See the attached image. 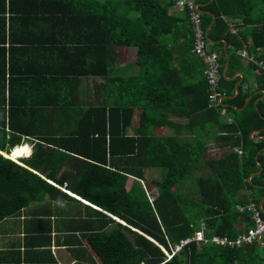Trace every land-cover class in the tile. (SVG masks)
Returning <instances> with one entry per match:
<instances>
[{"label": "trees", "instance_id": "16d2710c", "mask_svg": "<svg viewBox=\"0 0 264 264\" xmlns=\"http://www.w3.org/2000/svg\"><path fill=\"white\" fill-rule=\"evenodd\" d=\"M175 1L125 0V11L116 16L106 15L104 6L99 14L93 13V22L102 27V40L93 46L96 59L88 72L109 75L118 46L136 50L140 69L134 77L114 79L124 91L120 107L88 110L93 119L86 132L79 130L53 142L37 126L22 123L20 118L28 111L8 113L2 88L0 222L49 197L57 204L72 201L88 209V216L72 217L66 227L74 235L81 232V243L87 244L97 264H264L259 241L240 249L192 242L171 258L166 254L193 238L203 222L207 238H236L255 226L251 215L238 207H246L249 196L260 207L264 200V98L254 103L263 94L246 105L250 93L241 86L233 98L235 82L221 74L217 92L224 96V106L211 102L204 69L197 79L194 68L201 59L192 51V25L187 13H173ZM202 3L203 27L210 48L220 54L221 70L227 57L231 68H241V55L231 53L229 46L236 52L247 48L249 55L264 61L255 53L258 47L264 49V0ZM233 24L246 31L233 34ZM222 41L229 44L225 51ZM247 63L258 76V90L264 91V72L253 61ZM137 108L142 110L138 131L128 136ZM213 129L216 137L211 139ZM183 134L191 137L183 139ZM253 134L263 139L254 140ZM24 144L32 147L29 157L14 161L4 156ZM213 144L215 150L210 148ZM154 169L162 177L152 181L155 186L149 193L145 173ZM47 180L61 187L67 183V190L79 198ZM252 192L259 193L257 199ZM261 211L264 220V202Z\"/></svg>", "mask_w": 264, "mask_h": 264}, {"label": "crops", "instance_id": "0c3cea01", "mask_svg": "<svg viewBox=\"0 0 264 264\" xmlns=\"http://www.w3.org/2000/svg\"><path fill=\"white\" fill-rule=\"evenodd\" d=\"M63 2L0 0V91L4 88L6 93V109L8 113L16 109L28 111L25 117L20 118L22 123L37 126L39 133L53 142L64 140L65 135L79 130L86 132L93 119L87 113L91 108L118 109L124 91L114 79L134 77L140 69L136 50L118 46L117 62L109 75L89 73L91 62L96 59L93 46L102 40V27L93 22V13L102 12L104 6L106 15L113 13L111 16H116L118 13L115 14L114 10L118 8L110 6L108 10V0ZM172 11L178 12L174 7ZM234 25L233 34L239 32L242 35V31H246ZM239 39L243 40L241 36ZM247 41L244 46L251 42V38ZM222 43V50L225 51L229 44L226 41ZM229 47L230 52L235 54L246 50L236 52L234 46ZM133 54L135 58L129 59ZM241 63V68H231L230 57H227L222 76L229 81L234 80L233 98L240 94L241 86L245 87L244 93H250L245 98L246 105L250 99L263 94L254 101L256 105L264 98V91L258 90V76L254 71L245 72L247 61L242 58ZM194 68L199 79L204 65L198 60ZM81 70L83 73H80ZM174 80L177 84L180 82ZM31 111L35 114L31 115ZM141 111L139 108L135 110L132 126L127 130L128 136H136ZM171 118L182 124L187 122ZM187 136L181 135L183 139ZM252 138L263 139L261 136L254 137V134ZM24 145L31 147L30 144ZM58 188L61 189V186ZM81 203L91 205L86 201ZM87 213L88 209L72 201L57 204L45 197L31 203L17 215L0 222V264H97L87 244L81 243V232L74 235V231L66 227V221L75 216L85 218ZM239 227L241 229L242 226Z\"/></svg>", "mask_w": 264, "mask_h": 264}, {"label": "built area", "instance_id": "2783aa9c", "mask_svg": "<svg viewBox=\"0 0 264 264\" xmlns=\"http://www.w3.org/2000/svg\"><path fill=\"white\" fill-rule=\"evenodd\" d=\"M202 2L203 0H176L174 4V9L178 12H182L185 14L187 13L189 23L192 25V30L194 32L195 43L192 51L199 56L204 65V76L211 88L210 100L216 106H224L222 104L224 96L217 92L218 84L220 82L222 74L220 54L210 48L209 41L207 39V33L203 27L202 15L204 11L202 10ZM239 54L245 61H253L254 63H256L264 72L263 60H258L256 59V57L249 55L247 49L240 51ZM222 114H224V112H222ZM236 151L238 152L239 156L244 155V152L241 148L237 149ZM47 181L52 186L58 187V184L56 182L52 180ZM66 186L67 183H65L64 187H61V189H63L65 193L77 197L76 195H73L70 191H68L66 189ZM238 209L240 211H246L251 215L252 221L255 223V226L253 228L241 233L234 239H231L227 236L222 237L218 235H214L212 237L207 238L205 235L206 225L202 224L201 230L196 232L193 238L181 241L179 245L175 246L171 255H169L167 251L166 254L169 256V258H171L176 253L180 252V250L184 246H187L192 242L208 245L213 244L222 248L240 249L245 245H250L257 241H260L264 237V220L261 216V207L257 205L253 197L249 196L246 207H238Z\"/></svg>", "mask_w": 264, "mask_h": 264}, {"label": "rangeland", "instance_id": "374dc122", "mask_svg": "<svg viewBox=\"0 0 264 264\" xmlns=\"http://www.w3.org/2000/svg\"><path fill=\"white\" fill-rule=\"evenodd\" d=\"M125 0H111V7H115V8H118L117 10H114V12H115V14H117L118 12L119 13H121V12H123V11H125ZM262 12H263V10H262ZM263 15V14H262ZM261 15V16H262ZM256 16H258V15H256ZM247 49V48H246ZM114 50H117V48L115 47L114 48ZM262 50H263V48H260V47H258V48H256V51H255V53H256V55H258V57L259 58H261L262 57ZM133 53H134V50H131ZM252 51V50H251ZM117 52V51H116ZM127 57V56H126ZM135 58V55L133 54V56H129V59H131V60H133ZM234 67V66H233ZM244 70H245V72H247V70H250L249 68H244ZM96 96H100V95H93V97H96ZM188 137H191V135L190 136H188ZM213 137H216V134H215V130L213 129V130H211V139L213 138ZM192 138H194V136H192ZM210 148L212 149V150H215L214 148H215V145L213 144V146H210ZM217 149V148H216ZM215 153V152H214ZM215 154H217L218 155V153H215ZM221 155H223V154H221ZM221 155H218V157H220ZM241 157V156H240ZM145 176H146V180H145V186L149 189V193H151V191H150V189H152V187H154L155 185L154 184H152V181H160L161 180V177H162V174H161V171L159 170V169H154V170H148L146 173H145ZM148 182H150V183H148ZM154 185V186H153ZM191 186H194V185H191ZM195 187H196V185H195ZM191 190L189 189V188H187V193H189ZM154 193V194H153ZM152 194L153 195H150L151 196V198H152V200L156 197V195H157V191L156 190H154V192H153ZM253 193V196L255 197V199H257L258 198V196H259V193L258 192H252ZM242 228V227H241ZM262 241L264 242V237L262 238ZM262 249H263V246L261 245L260 246ZM262 249H260L259 247L257 248V251H258V253H261L260 251H262ZM264 250V249H263Z\"/></svg>", "mask_w": 264, "mask_h": 264}, {"label": "bare ground", "instance_id": "6f19581e", "mask_svg": "<svg viewBox=\"0 0 264 264\" xmlns=\"http://www.w3.org/2000/svg\"><path fill=\"white\" fill-rule=\"evenodd\" d=\"M32 150L29 145H22L14 148L10 154L3 153L5 157L18 161L21 158H27L30 156ZM66 194V193H65ZM153 240V239H152Z\"/></svg>", "mask_w": 264, "mask_h": 264}, {"label": "clouds", "instance_id": "9594fccd", "mask_svg": "<svg viewBox=\"0 0 264 264\" xmlns=\"http://www.w3.org/2000/svg\"><path fill=\"white\" fill-rule=\"evenodd\" d=\"M13 160V159H12ZM48 182V181H47ZM49 183V182H48ZM55 187V186H54Z\"/></svg>", "mask_w": 264, "mask_h": 264}]
</instances>
